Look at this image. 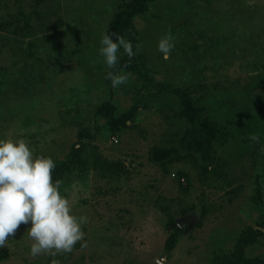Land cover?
I'll return each mask as SVG.
<instances>
[{
	"label": "rangeland",
	"instance_id": "1",
	"mask_svg": "<svg viewBox=\"0 0 264 264\" xmlns=\"http://www.w3.org/2000/svg\"><path fill=\"white\" fill-rule=\"evenodd\" d=\"M106 32L135 53L116 88ZM7 137L55 162L87 223L37 257L22 224L0 264H264V0H0Z\"/></svg>",
	"mask_w": 264,
	"mask_h": 264
},
{
	"label": "clouds",
	"instance_id": "2",
	"mask_svg": "<svg viewBox=\"0 0 264 264\" xmlns=\"http://www.w3.org/2000/svg\"><path fill=\"white\" fill-rule=\"evenodd\" d=\"M100 45L99 55L108 69H116L121 48L129 59L135 55L133 44L115 32H106ZM173 48L171 35L159 38L157 50L163 59H170ZM129 76L115 70L108 71L105 79L116 88L126 84ZM250 139L258 142L259 137L252 134ZM54 168L55 162L50 157L34 156L25 139H0V248L6 246L22 224L29 223L27 235L32 257L70 253L83 240L82 226L87 223V217L72 214L69 199L60 192L63 182L53 183Z\"/></svg>",
	"mask_w": 264,
	"mask_h": 264
},
{
	"label": "trees",
	"instance_id": "3",
	"mask_svg": "<svg viewBox=\"0 0 264 264\" xmlns=\"http://www.w3.org/2000/svg\"><path fill=\"white\" fill-rule=\"evenodd\" d=\"M178 231H180V229H178Z\"/></svg>",
	"mask_w": 264,
	"mask_h": 264
}]
</instances>
